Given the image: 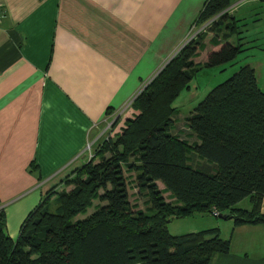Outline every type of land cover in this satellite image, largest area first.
Instances as JSON below:
<instances>
[{
  "label": "trees",
  "instance_id": "1",
  "mask_svg": "<svg viewBox=\"0 0 264 264\" xmlns=\"http://www.w3.org/2000/svg\"><path fill=\"white\" fill-rule=\"evenodd\" d=\"M229 4L203 2L194 24L208 22L209 29L190 37L144 83L119 132L100 138L92 156L59 182L69 189L54 186L43 193L14 239L0 210V264H210L215 254L229 251L217 228L172 235L166 224L212 207L234 226L264 223V90L253 68L240 66L192 108L184 126L194 141L171 130V103L194 74L230 64L241 51L240 44L226 41L236 28L232 15L228 22L226 13L209 22ZM222 24L228 31L219 34ZM206 31L213 32L210 44L224 42L194 62ZM188 153L210 164L195 165ZM125 172L134 173L137 191L146 196L144 210L130 204ZM243 198L248 209L234 206ZM93 200V211L75 218Z\"/></svg>",
  "mask_w": 264,
  "mask_h": 264
},
{
  "label": "crops",
  "instance_id": "2",
  "mask_svg": "<svg viewBox=\"0 0 264 264\" xmlns=\"http://www.w3.org/2000/svg\"><path fill=\"white\" fill-rule=\"evenodd\" d=\"M204 1L0 0V210L12 239L45 191L69 189L59 182L87 160V143L124 114L119 132L141 85L198 33ZM230 224L229 251L210 264H264V223Z\"/></svg>",
  "mask_w": 264,
  "mask_h": 264
},
{
  "label": "rangeland",
  "instance_id": "3",
  "mask_svg": "<svg viewBox=\"0 0 264 264\" xmlns=\"http://www.w3.org/2000/svg\"><path fill=\"white\" fill-rule=\"evenodd\" d=\"M236 1L237 0H230V3H234ZM223 13L228 14V18L224 22H228L230 19L229 15H232L236 27L233 33L229 34L226 41L232 44H240L241 51L235 56L230 64L222 63L212 67H204L199 70L189 81L188 88L182 89L173 99L171 105L175 108L176 114L172 116L173 127L171 130L173 129L172 132H176L181 137L186 138L188 142L194 141L195 139L192 134H190V132L185 129L184 118L188 116V114L192 111V108L197 104L198 101L202 99V97L211 87L226 79L240 66L249 65L251 68H253L257 86L264 90V3L260 0H243L241 4L237 2L234 4V6H230V8L226 7L223 11L210 18L209 22L217 19ZM222 26L223 24L219 29V34L222 32L226 33L228 31ZM207 29H209V25L208 22H205L200 25L198 32L203 33V30ZM192 31L193 33L188 36L187 40L195 35L196 30L194 27L191 32ZM206 32L207 34H205L202 40L205 42V44H207V39L213 35V32L211 31ZM220 41L221 43L219 44L221 45L224 40L220 39ZM212 46L213 44L210 43L205 45L201 50H199V55L194 61L197 62L203 61L204 58L206 59L205 52L213 50L214 47ZM143 85H141V87H143ZM129 108L130 107L127 106V110H129ZM123 115L124 114H122L120 118H122ZM114 121L115 120L111 119L107 123H104L101 129V134H103V137H112L111 133L116 124H114ZM92 149L93 147L91 145L89 147L90 156H88V159L92 156ZM191 156L192 154L188 153V157L192 158V160L197 157ZM196 159L195 161L197 162L194 161L195 165L202 164L205 166L210 164L209 162L198 157ZM197 169L201 170L199 167H197ZM125 176L127 180V193L130 204L135 206V209L144 210L147 207L146 196L143 194V192L137 191L134 182V173L125 172ZM157 185L160 188L162 187L160 183H157ZM164 198L166 201H169V198L166 196V194H164ZM95 204H97V200H93L92 205L86 208L85 213L78 214L75 218H84L93 211ZM234 206L237 208L248 209L249 202L246 198H243L239 200ZM218 214L220 213H218L217 209L212 207L209 213H195L185 218H174L166 224V229L170 234L178 235L210 227L216 228L219 226L220 237H226L231 228V220L219 219L217 217Z\"/></svg>",
  "mask_w": 264,
  "mask_h": 264
},
{
  "label": "built area",
  "instance_id": "4",
  "mask_svg": "<svg viewBox=\"0 0 264 264\" xmlns=\"http://www.w3.org/2000/svg\"><path fill=\"white\" fill-rule=\"evenodd\" d=\"M0 18H1V14H0ZM186 41H187V40H186ZM186 41H185V42H186ZM185 42H184V43H185ZM184 43H183V44H184ZM183 44H182V45H183ZM182 45H181V46H182ZM181 46H180V47H181ZM180 47H179V48H180ZM179 48H177V49L172 53L171 56H173V55L177 52V50H178ZM171 56H170V57H171ZM170 57H169V58H170ZM167 60H169V59H167ZM167 60H166V61H167ZM156 72H157V71H156ZM156 72H155V73H156ZM155 73H154V74H155ZM144 83H145V82H144ZM144 83H143V84H144ZM141 88H142V87H141ZM130 101H131V100H130ZM89 146H90L89 143H87V145L85 146V151H86L87 159H88V156H90V154H89ZM213 214H214V213H213Z\"/></svg>",
  "mask_w": 264,
  "mask_h": 264
},
{
  "label": "water",
  "instance_id": "5",
  "mask_svg": "<svg viewBox=\"0 0 264 264\" xmlns=\"http://www.w3.org/2000/svg\"><path fill=\"white\" fill-rule=\"evenodd\" d=\"M225 216H226V214L220 213V214H218L217 217H218L219 219H224Z\"/></svg>",
  "mask_w": 264,
  "mask_h": 264
}]
</instances>
